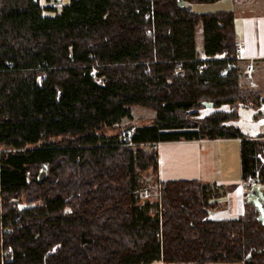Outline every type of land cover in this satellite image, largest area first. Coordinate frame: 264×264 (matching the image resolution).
I'll return each instance as SVG.
<instances>
[{
    "label": "trees",
    "instance_id": "obj_1",
    "mask_svg": "<svg viewBox=\"0 0 264 264\" xmlns=\"http://www.w3.org/2000/svg\"><path fill=\"white\" fill-rule=\"evenodd\" d=\"M217 1L0 0V264H264L255 200L214 220L223 194L199 178L142 197L156 144L178 141L240 139L242 179L264 186V141L234 124L264 100L241 85L235 16L192 11ZM205 102L231 111L201 117ZM134 106L155 112L150 127L104 132Z\"/></svg>",
    "mask_w": 264,
    "mask_h": 264
},
{
    "label": "crops",
    "instance_id": "obj_2",
    "mask_svg": "<svg viewBox=\"0 0 264 264\" xmlns=\"http://www.w3.org/2000/svg\"><path fill=\"white\" fill-rule=\"evenodd\" d=\"M231 11L235 16V28L238 39V46L242 49L243 55L251 57L250 60H241L240 73L241 83L245 90H262L264 95V0H230ZM224 2V0L217 1ZM248 81V82H247ZM249 83V84H247ZM240 116V110L255 109L252 105L239 104L237 107ZM260 117H264V100L259 108ZM239 120L234 123L239 127L246 138L257 139L264 136V127L262 134H254L257 132V126H244ZM240 139L229 140H201V141H178L156 144L159 154V179H201L200 159L202 156L203 146H209L208 155L211 152L210 146L213 144L222 145V155H226L229 146L241 145ZM229 145V146H228ZM228 146V147H227ZM240 154V153H239ZM207 155V162L210 165V156ZM217 159L212 160V164L216 165ZM238 164L241 166V158L238 156ZM218 163V167L221 166ZM241 171V168H240ZM213 170H210L212 175ZM208 178L207 180H209ZM242 180V172L234 178L227 175L224 179L217 180L214 186L224 187L223 196L217 201V207L209 212V218L214 220L236 219L243 213L244 203L252 200V196L243 195L240 184ZM212 182L208 185L211 186ZM261 193L264 195V186H260ZM255 195V194H254ZM264 201V197H260ZM158 264V263H154Z\"/></svg>",
    "mask_w": 264,
    "mask_h": 264
},
{
    "label": "rangeland",
    "instance_id": "obj_3",
    "mask_svg": "<svg viewBox=\"0 0 264 264\" xmlns=\"http://www.w3.org/2000/svg\"><path fill=\"white\" fill-rule=\"evenodd\" d=\"M67 1L62 3H54L48 0H43L41 5H45V6H54L58 9V12H60V9L63 7L64 4H66ZM231 1L230 0H224V2H218V3H211V4H197V5H193L192 6V11L196 12V13H213V12H218V11H231ZM57 12V13H58ZM46 16H54L56 15L55 12H49V11H45L44 13ZM197 49L199 52L202 53V40H203V35H202V24H199L197 26ZM248 82V81H247ZM242 85H244V81H242L241 83ZM249 84V83H247ZM257 91V90H255ZM260 92H263L262 90H258ZM257 91V92H258ZM261 99H264V95L261 96ZM258 111H256L255 109H245V110H240V116L241 119L240 121L242 122V124L245 126H250L254 125V123L256 125H258L257 127V132H255L254 134H262L263 133V127H264V117H260V113H258ZM155 112L147 109V108H143L140 106H134L133 110H132V115H133V119H125L123 120L122 124L120 126H116L114 129H105V133L106 134H116L119 130L120 127H125L127 126L129 127H145V126H151L154 122V118H155ZM132 128V130H133ZM131 130V131H132ZM262 140V139H261ZM229 146V145H228ZM227 146V147H228ZM157 148V146L155 147V149ZM208 148L209 146H207L206 144L203 146V150H202V156L200 159V169H201V181L204 184H208L209 182H212L211 187H216L215 189H213L212 193H223L224 187H218V186H214L215 183L217 182V180L220 179H224L225 176L227 175H231L233 178L235 176V174L237 175V173L239 174L240 168L239 164H238V156L240 155V150H239V146H229L228 149H226L227 154L226 155H222L223 153L221 152V148L222 145H218V144H213L212 146H210V150L211 152L208 155ZM1 152V150H0ZM207 155L210 156V165L207 162ZM213 159H217L216 161V165L212 164V160ZM218 163L220 164L219 166H221L220 168H217ZM210 170H213L212 175H210ZM208 178H210L209 180H207ZM154 176H150L148 177L147 181L150 183L149 186L146 187V189L148 190L149 194L146 195L145 191L142 194V197L144 198H158L160 196V190H161V185H160V179L158 177L157 181H154ZM262 186V185H260ZM260 186H258L257 190L258 191V195H252V200H255V202L257 203L259 209H260V213H261V218L264 220V206L262 205L261 202V198L260 197H264L263 194L261 193L260 190ZM214 193V196H215ZM213 195V194H212ZM219 199V198H218ZM218 199H215L218 200ZM213 211V210H211Z\"/></svg>",
    "mask_w": 264,
    "mask_h": 264
},
{
    "label": "built area",
    "instance_id": "obj_4",
    "mask_svg": "<svg viewBox=\"0 0 264 264\" xmlns=\"http://www.w3.org/2000/svg\"><path fill=\"white\" fill-rule=\"evenodd\" d=\"M36 1L39 4H41L43 0H36ZM48 1H51V2H54V3H62L63 4V2L69 1V0H48ZM146 19L149 20V21L154 20V14H153V12H148ZM146 32H147V34L149 36H152L154 34L153 29H148ZM225 55L226 54L217 55L213 59H223L225 57ZM203 56H201V60L204 61V64L199 67L200 70H203V69L207 68V66H208L207 62H205V60L207 58H205ZM234 56L236 57V59L238 61H241V60H250L251 59V57H247V56L243 55V51H242V49L239 46L237 47V49H236V55H234ZM181 67H182V65L179 64V68L177 70H180ZM223 74H228V69L224 70ZM43 79H44L43 77H38L39 83ZM215 111L228 112V111H231V107L229 105H223L220 108H215L214 105H213V103H211V102H205V103H203L202 108L200 110H198V113H199V115L201 117H204V116H206V115H208L210 113H213ZM261 139L264 141V136ZM258 158L262 161V163H264V156L263 155L259 154L258 155ZM46 170H47L46 165H43L42 171H45L46 172ZM258 186H260L259 181L254 176L247 175L245 178H243L241 180L240 189H241L243 195L252 196L256 192ZM145 194L146 195L149 194V192H148L147 189H145ZM4 252L6 254L7 253H10L11 252V249H7Z\"/></svg>",
    "mask_w": 264,
    "mask_h": 264
},
{
    "label": "water",
    "instance_id": "obj_5",
    "mask_svg": "<svg viewBox=\"0 0 264 264\" xmlns=\"http://www.w3.org/2000/svg\"><path fill=\"white\" fill-rule=\"evenodd\" d=\"M190 9H191V7L188 6V10H190ZM132 128L133 127H129V128L126 129V131L129 132V131L132 130ZM45 175H46L45 171H42L41 174H40L41 178H43ZM254 194H256V192Z\"/></svg>",
    "mask_w": 264,
    "mask_h": 264
}]
</instances>
